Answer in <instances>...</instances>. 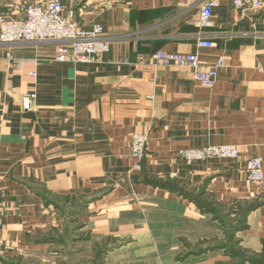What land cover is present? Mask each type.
Segmentation results:
<instances>
[{"label":"crops","instance_id":"1","mask_svg":"<svg viewBox=\"0 0 264 264\" xmlns=\"http://www.w3.org/2000/svg\"><path fill=\"white\" fill-rule=\"evenodd\" d=\"M202 1L68 0L82 28L108 40L96 62H55L50 43L0 44V264H62L68 252L86 264L94 251L108 264L109 237H130L135 254L141 227L154 264H264V188L246 176L259 157L264 177V9L242 15L222 0L199 28ZM14 2L0 0V14ZM159 51L224 66L208 89L187 68L157 64ZM134 133L148 134L139 163ZM210 146H235L239 158L177 156ZM211 207L236 220L233 250L203 246L222 234Z\"/></svg>","mask_w":264,"mask_h":264},{"label":"built area","instance_id":"2","mask_svg":"<svg viewBox=\"0 0 264 264\" xmlns=\"http://www.w3.org/2000/svg\"><path fill=\"white\" fill-rule=\"evenodd\" d=\"M68 0H17L13 10L0 14V44L14 45L20 43H50L55 44V62L91 63L98 61L108 52L109 43L103 35L100 26L95 25L91 30H84L75 20L72 10H66L65 2ZM72 1V0H71ZM222 0H203L199 7L197 26L207 28L211 24L212 12ZM233 9L242 15L253 14L264 9V0H231ZM213 43L200 40L198 47L210 49ZM152 59L157 64L172 65L187 68L191 71L195 82L205 88H212L215 84L217 73L224 66L223 58H218L211 65L201 63L196 54H171L156 52ZM29 76L34 79L35 72ZM35 94L25 95L21 100V110L34 109ZM148 134L134 133L130 138L131 157L138 163L141 162L147 149ZM239 150L235 146H210L195 150H181L178 158L191 163L210 159L239 158ZM262 162L259 157H251L246 164V176L249 182L264 188ZM140 165L136 167L139 169ZM264 200V193L258 194ZM3 245L0 241V255Z\"/></svg>","mask_w":264,"mask_h":264},{"label":"rangeland","instance_id":"3","mask_svg":"<svg viewBox=\"0 0 264 264\" xmlns=\"http://www.w3.org/2000/svg\"><path fill=\"white\" fill-rule=\"evenodd\" d=\"M17 1V0H14ZM211 213H215V215L219 216V220L222 221L220 224L222 225V234L221 235H215L214 234H210V233H206L205 235V240H204V247H211L212 245L216 244V245H225L227 247H229V250H233V238H234V233L236 231V220L234 221L232 218L229 219L227 213L223 212L222 210L217 211L216 208L211 207ZM144 227H141V238L140 241L136 243L135 246V254L133 252V248L132 245H129V243H131V238L127 237V236H122V237H109V241H108V245L105 248V250H107L110 254L107 260L108 264H154L155 262H159L160 259L155 257L154 254L152 253L153 250V245L154 243L149 242V236L147 234V232L144 230ZM161 231V235H159L158 237L160 238V240H164V237H166L165 233H164V228L160 229ZM170 231V229H169ZM174 232V231H173ZM173 232H169L167 233V235H170ZM179 233V234H178ZM177 233V236H179V238L186 237V233H184V230H181L180 232ZM174 234V233H173ZM196 233L193 231L192 235H195ZM175 235V234H174ZM213 235H215L214 238ZM172 236V234H171ZM186 239V238H185ZM194 239V238H192ZM80 244V243H78ZM188 243L185 244V242H178V253L182 254L185 252V249L183 248L184 245H187ZM191 242H189V247H191ZM119 248V249H118ZM192 248V247H191ZM114 249H118L117 252L115 253H111L114 251ZM152 250V251H151ZM82 253H78L75 259L74 258H70L69 257V252L66 253V256L64 258V260H62V264H85V259H82L80 256H82ZM181 256V255H179ZM99 256H97V251H94L93 254V258L91 260V264H105V262H101L98 259ZM183 258H180V261ZM88 261L86 264H89Z\"/></svg>","mask_w":264,"mask_h":264},{"label":"trees","instance_id":"4","mask_svg":"<svg viewBox=\"0 0 264 264\" xmlns=\"http://www.w3.org/2000/svg\"><path fill=\"white\" fill-rule=\"evenodd\" d=\"M236 253H237V252H236ZM252 263H254V264H255V261H253V260H252Z\"/></svg>","mask_w":264,"mask_h":264}]
</instances>
